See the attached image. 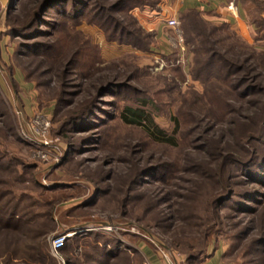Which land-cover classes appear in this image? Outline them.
<instances>
[{"label": "rangeland", "instance_id": "374dc122", "mask_svg": "<svg viewBox=\"0 0 264 264\" xmlns=\"http://www.w3.org/2000/svg\"><path fill=\"white\" fill-rule=\"evenodd\" d=\"M45 1L0 0V198L32 216L29 227L0 228V264H63L50 238L99 222L112 227L81 230L82 239L68 243L81 264L91 252L87 233L123 252L111 264H142L147 249L174 264L154 241L175 264L202 252L210 255L198 264H262L254 258L264 260V252L256 257L250 247L264 226V96L251 88L264 90V0H232L240 26L231 14H201L204 37L191 41L192 16L170 15L162 0H57L43 9ZM169 18L181 37L166 26ZM195 56L213 59L212 72L229 74L232 87L191 73L201 66ZM220 57L237 58L242 70L230 74ZM129 106L144 107L169 132L176 118L177 146L122 122ZM227 156L250 159L235 171ZM186 159L216 179L191 171ZM258 163L260 177L251 178L247 170ZM189 194L196 199L187 210L191 201L178 195ZM177 202L181 220L173 218ZM29 245L44 256L29 259Z\"/></svg>", "mask_w": 264, "mask_h": 264}, {"label": "trees", "instance_id": "16d2710c", "mask_svg": "<svg viewBox=\"0 0 264 264\" xmlns=\"http://www.w3.org/2000/svg\"><path fill=\"white\" fill-rule=\"evenodd\" d=\"M57 0H46L40 7H43V9H45L46 7H48L50 4L54 3ZM185 14H187L188 16H192L190 22L188 23L189 29H188V34L187 36H189V40H194L196 36H201L204 37L202 35H200L198 33V31L200 29L204 30L202 24L204 23L201 17V13L195 11V10H188L183 12ZM200 28V29H199ZM202 30L200 32H202ZM197 39V38H196ZM218 55V54H215ZM194 63L197 65L198 62L201 64L200 67L196 68L195 70L192 69L191 73H193L196 77H200L203 76V74H200L197 72V70H199L200 72L205 71L204 75H205V80L208 81L209 78L211 76H214V80H216V83H221L226 85L228 88L232 87L231 86V81L234 82L235 80H232L229 78V74L225 73H213L212 72V68L210 65H212V61L213 59L208 60L207 59L204 60L203 62H200L197 59V56H195V59L193 60ZM220 63L223 67L230 69V74L236 75V70L240 71L242 70L243 66L238 64L237 58H233V59H228V58H224V57H220ZM196 73V74H195ZM211 73V74H210ZM208 75V76H207ZM209 83V82H207ZM251 90H259L254 92L255 96L258 95H262L264 96V90H262V88L260 86H256L254 85V87L251 88ZM234 98L244 101L245 97L244 95H240L239 93H234ZM148 100H143L141 102L142 105L146 104ZM257 105H259L260 103L257 102ZM227 106V103L225 104V107ZM260 108L255 107V112L259 111ZM258 112V113H259ZM256 115V113H254ZM239 117H241L239 115ZM121 120L122 122H124L127 125H131V126H135L140 128L144 135L152 142L157 143V144H161V145H166L168 147H175L178 144V138L176 137V134L178 133V131L180 130V122L176 119V118H172L173 121V127L172 130L166 131L163 128L159 127L157 125V123L154 121L152 115L150 114L149 111H147L144 107H125L123 109V113L121 115ZM240 120H235L233 125L235 124V127L237 128H243L242 124L239 123ZM243 122V121H242ZM229 131V130H228ZM229 133L231 134V136L235 135L239 137V135L237 134V132L235 130H233V135L232 133L229 131ZM262 139V138H261ZM260 139V141H261ZM241 148V152L245 153L247 152V148H245L244 145L240 146ZM239 153V151H238ZM258 156H254L248 161V159H244L242 161H240L237 158H233L231 156H227L225 157L223 160H226V163H230V165L232 164V169H234L235 171H238V168L244 167L245 165H243L242 163L245 161H248V165L254 164L257 162V158ZM186 161H188L186 159ZM189 165L191 166L190 170L194 171L195 173L204 176V177H208L211 178L213 180H215V174H208L207 171H205L194 159H190L189 161ZM158 165V164H157ZM159 165H164L165 167H167V169H169L170 167H174V165H172L169 162H163V163H159ZM247 165V164H246ZM158 166V167H161ZM261 165L258 163L256 166H254L256 168V170H247L248 174L250 173V177H254V178H258L260 177V173H261ZM143 173H145L144 171L140 173V178L143 175ZM214 173H216L214 171ZM238 173V172H237ZM237 173L233 172V175H237ZM257 180V179H256ZM255 181V180H254ZM259 181V180H258ZM261 186H264V183L261 184ZM195 193V192H194ZM198 193V192H197ZM193 195V194H192ZM192 195H186V196H179L181 198H186L188 201H191L189 204V208L187 207V210L189 209H194V205L192 204L194 201V199H196V196L194 194V196ZM21 197V196H19ZM186 200V201H187ZM223 200V199H222ZM222 200H218L220 202H222ZM220 202L217 204V206H215L213 203L212 205H214L215 211L217 214L218 211V205L220 204ZM240 205H243L244 202L242 201H238ZM181 204L179 202H177V207L173 210V218L179 219L181 220L182 218H180V206ZM207 205V206H206ZM206 211L207 213L209 212V207L210 204L206 203ZM204 208V210H205ZM237 210V209H236ZM239 212V210H237ZM212 212V211H211ZM257 211H253V213H256ZM242 213V212H241ZM211 214V213H210ZM209 217V216H208ZM32 216H28V214H25V211H21L18 202L16 201L15 203L9 202V204L3 202V200H1L0 198V228L1 229H9V230H18V228L20 229L21 227L24 228V226H28L32 223L31 222ZM264 224V223H263ZM22 229V228H21ZM259 237L260 241H257L256 243L253 242L252 247H250V253H254L257 257V255H261L260 253L264 252V226H262L259 230ZM42 233L44 232H40L38 233L36 236H40L42 235ZM83 235L81 233H74L71 236H69L65 243L64 246L60 249V254L63 253V255L66 256V260L64 261V264H81L82 261H78V260H74L73 257H71L68 252H70L72 249L70 246V244H68L70 241L72 240H79L82 239ZM84 236H86L85 242L89 244V246L91 247V252L85 251L83 253V257L86 260V264H111L115 259H119L122 258L121 256H123V252L118 251L117 249L112 248L113 245H111L110 241H107V239L102 240L99 236H97L96 234L93 233H87L84 234ZM83 239V240H84ZM100 240V241H99ZM118 245H121V242L117 243ZM115 244V245H117ZM114 245V246H115ZM262 247V248H261ZM28 254L26 256L29 257V259H33L34 262L40 260V258L42 256H44V253L40 252V249L35 245H29L28 246ZM208 252H202L200 255L198 256H194L192 258H190V260H188V263L193 264V263H200L201 261H203V259H205V257L208 255H210ZM264 254V253H263ZM201 256H204L203 258ZM256 259L261 260V262H263L262 264H264V260H262V256L261 257H257L254 258V260L256 261ZM84 263V262H82Z\"/></svg>", "mask_w": 264, "mask_h": 264}, {"label": "crops", "instance_id": "0c3cea01", "mask_svg": "<svg viewBox=\"0 0 264 264\" xmlns=\"http://www.w3.org/2000/svg\"><path fill=\"white\" fill-rule=\"evenodd\" d=\"M165 2V10L170 12V15H178V13L185 12L188 10H195L201 13L203 16L208 18H223L224 16H229L231 14V20L236 22V26H240L238 22V8L236 5V16H234L231 11L227 9V5L232 0H162ZM155 255H154V254ZM144 260L149 261L151 264H161L159 256L152 249H147L146 252H142ZM210 259V258H209ZM208 261V262H207ZM211 263L209 260H205L202 264ZM206 263V264H207Z\"/></svg>", "mask_w": 264, "mask_h": 264}, {"label": "built area", "instance_id": "2783aa9c", "mask_svg": "<svg viewBox=\"0 0 264 264\" xmlns=\"http://www.w3.org/2000/svg\"><path fill=\"white\" fill-rule=\"evenodd\" d=\"M227 8L229 11H231V13L236 16V7L233 3V1H231L228 5H227ZM178 21L176 18H169L168 20H166V26H169V27H172L174 30H176V32L178 33V36H180V30L178 28ZM181 37V36H180ZM46 126V124L44 125ZM75 232H61V233H57V234H54L50 240H49V243H50V249H51V252L53 254V256L58 259L60 257V249L64 246V243L66 241V239L71 236L72 234H74ZM158 249H160L158 247ZM161 250V249H160ZM162 251V250H161ZM162 255L164 258L167 259V261H169V263L171 262L170 259L168 258V256L162 251ZM61 261L63 262V259H61ZM64 264V262H63ZM142 264H151L149 261L147 260H144L142 262Z\"/></svg>", "mask_w": 264, "mask_h": 264}, {"label": "water", "instance_id": "95a60500", "mask_svg": "<svg viewBox=\"0 0 264 264\" xmlns=\"http://www.w3.org/2000/svg\"><path fill=\"white\" fill-rule=\"evenodd\" d=\"M63 159V158H62ZM63 160H61V162H59L58 164L62 163ZM57 164V165H58ZM94 226H97V227H108L109 229L112 227V224H109L107 222H99L98 225H93V224H86V223H83L77 227H73L72 230L70 231H73L75 233H78L80 232L81 230H91L94 228ZM150 236H152V238H154V235L153 234H150ZM156 243V245L168 256V258L173 262V261H176V257H175V254L169 249L167 248L163 243L159 242V241H154Z\"/></svg>", "mask_w": 264, "mask_h": 264}, {"label": "bare ground", "instance_id": "6f19581e", "mask_svg": "<svg viewBox=\"0 0 264 264\" xmlns=\"http://www.w3.org/2000/svg\"><path fill=\"white\" fill-rule=\"evenodd\" d=\"M173 263L175 264V261H173Z\"/></svg>", "mask_w": 264, "mask_h": 264}]
</instances>
